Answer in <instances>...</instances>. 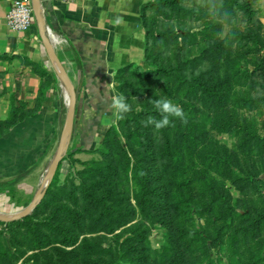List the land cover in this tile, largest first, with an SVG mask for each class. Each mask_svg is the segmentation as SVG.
Wrapping results in <instances>:
<instances>
[{"label": "rangeland", "instance_id": "rangeland-1", "mask_svg": "<svg viewBox=\"0 0 264 264\" xmlns=\"http://www.w3.org/2000/svg\"><path fill=\"white\" fill-rule=\"evenodd\" d=\"M154 2L147 0L143 6V18L149 28L143 60L133 63L132 68L116 77V95H124L132 105V111L119 121L113 115L105 134L117 126L124 148L114 150L110 144L104 146L105 134L87 153L69 144L57 170V184L35 208L38 213L31 221L26 223L24 218L13 222L0 220V264H100L107 260L101 253L104 248L124 251L132 244V248L135 246L139 251L145 247L146 243H124L130 228L138 226L139 230H145L149 239L145 253L151 264L167 257L165 264H196L185 247L187 235L180 231L182 219L177 209H168L164 221L160 217L143 218L134 200L133 180L125 174L123 166H119L123 150H127L131 165L139 160L148 171L152 190L148 197L154 200L163 198L167 203L180 194L171 185L174 166L164 154L165 148L180 143L184 148H193L200 158H207L205 163L199 158L203 164H212V158L219 155L235 158L241 166L237 168L239 175L244 173L249 177L244 182L237 178L234 182L224 181L231 197L241 198L240 212L252 209L256 204L253 201H264V140L258 139V136L264 138V0H239L249 4V11L237 5L233 10L223 9V0H176L172 4L159 5ZM159 68L171 72L155 74ZM233 68V77H229ZM180 81H183L182 88H178ZM216 93L223 96L220 105H217L218 100L214 102L208 97ZM160 97L178 103L186 114L187 123L177 119L173 121L174 126L161 130L145 126L148 116L155 115L159 119V114L151 113L154 108L150 100ZM245 99H254V102L249 104ZM220 109L233 110L234 119L230 111V116L220 113L218 117ZM2 132L0 138L5 134ZM244 142L246 145L241 146ZM20 156L19 152L0 153L2 213L15 214L33 201L47 174L48 162L53 159L51 154L47 162L26 167ZM103 180H109L102 187L107 191L104 195L121 199L122 204H116L114 208V201L109 198L105 201L108 207H96L85 199L95 192L93 184H101ZM57 206L64 210L62 219H50ZM67 208L79 212L83 219L81 226L72 225L71 232L67 233L68 245L59 234L58 223L64 222L71 228ZM113 209L126 216L121 226L107 231L111 224L107 214H115ZM101 212L106 213L103 218ZM224 213L225 210L216 207L200 221L203 230H198L196 242L199 243V236L204 232L210 234L207 240L212 238L208 241L212 259H203L202 264L211 260L216 264H230L235 247L229 237L233 226L207 218L211 214L215 218L222 217ZM42 221L46 224L36 232V222ZM91 227H95L94 231H89ZM215 229L227 231V234H216ZM263 236L261 233L258 238ZM86 239L95 246L90 247ZM56 248H62L70 255L66 253L63 257ZM136 255L137 252L133 256L136 258Z\"/></svg>", "mask_w": 264, "mask_h": 264}, {"label": "crops", "instance_id": "crops-1", "mask_svg": "<svg viewBox=\"0 0 264 264\" xmlns=\"http://www.w3.org/2000/svg\"><path fill=\"white\" fill-rule=\"evenodd\" d=\"M13 1L0 0V119H6L12 108L24 107L19 122L0 138V153L19 152L29 167L47 162L56 153L70 96L54 69L35 16L26 30L8 25ZM146 1L42 0L56 53L77 95L70 144L84 153L104 136L113 118L109 105L116 95L117 73L144 58Z\"/></svg>", "mask_w": 264, "mask_h": 264}, {"label": "trees", "instance_id": "trees-1", "mask_svg": "<svg viewBox=\"0 0 264 264\" xmlns=\"http://www.w3.org/2000/svg\"><path fill=\"white\" fill-rule=\"evenodd\" d=\"M175 1L176 0H155L154 5H159L166 2L172 4L175 3ZM223 1V9L227 7L228 9L233 10L234 5H237L238 7L244 8L247 11L250 10L249 4H242L239 2V0ZM143 25L146 28L148 40L149 28L147 27L145 18H143ZM132 66L133 63L125 68H122L117 73V75L129 68H132ZM158 71L155 74H161V72H171L165 68H159ZM234 72L235 68H233V73L232 75L229 74V77H233ZM148 75L150 76V73ZM185 81L189 80L185 79ZM180 83L181 85L178 88H182L183 86V81H180ZM208 97H212L214 99V102L218 100L217 105H220V100L223 98L221 94L217 93L214 94V96ZM253 100L254 99H245V102L253 104ZM22 107H24L23 104L18 105L17 108H12L10 115L6 119H0V132L3 131V134L7 133L12 126L19 122V120H17V117L19 110ZM232 108L233 107H231V109ZM229 111L231 112L232 118V116L234 115V111L229 109L218 110V117H220V113L223 114V116H225V114L230 116ZM151 113L158 114L155 110ZM3 127H5L6 129H4ZM168 138L170 139L171 137L168 136ZM258 139L264 140V138H260V136H258ZM103 144H105L104 146L107 147L112 145V147H114V150L124 148L120 137L119 128L117 126H113L107 131L103 140ZM244 145H246V142H244L241 146ZM78 150L82 151L83 149L78 148ZM252 150L255 151L254 148H252ZM74 152L76 151H73V153ZM73 153L70 152L69 154ZM164 154L169 156L170 161L174 166V173L170 177L171 185L180 192V194L171 198L170 201H167V203L163 198H161L160 200H154L153 198L148 197L149 192L152 191L149 188L151 180L149 179L148 171L139 160H136L134 164L131 165L132 161L127 150H123L119 159V166H123L125 174L129 177V179L131 177V179L133 180L134 200L137 203L138 207H140L143 218L154 220L157 217H160L162 221H164V214L168 213V209H177L182 219L180 231L187 235L188 242L185 247H188L187 251L191 252V256L195 259L196 264H202L203 259H212L211 254L208 250V241L212 238L210 237V239L207 240L210 234L204 232L202 236H199V243L196 242V235L198 234V230H203L200 228V221L203 217L206 216V213L213 212L216 207L219 210L220 207V209L225 210V213L222 215V217L218 216L217 218H215L214 214H211L207 218H211L212 220H222L223 225L233 226L232 228H230L231 234L229 237H231V243L235 247L233 249L234 254L230 256V264H264V236L258 238L259 234L264 233V201H253L256 204L254 205V207H252V209L246 208L242 212H240L238 210V206L242 202L241 198H233V196L231 197L232 194L226 188V184L224 181V179H230L232 182L234 178H237V180L240 179L242 182H244L249 177L244 173L243 176L239 175L237 168L241 166H239L240 164L236 162L235 158L229 155H219L212 158V164H203L199 161L200 156L196 154L195 151H193V148H184L180 143H176L173 148L170 146L165 148ZM200 159L205 163L207 158L202 157ZM58 174L59 172H57V174L52 179V182L47 189V194H51V192H53V187L57 184ZM108 183L109 180H103L101 184H93L95 192L90 196L85 197L90 205L96 207H98L99 205H104V207H108V205L105 204V201L109 198L114 201V208L116 207V204H122L121 199L104 195L107 193V191L102 190V187L106 186ZM245 185L247 186V184ZM206 196L208 197L207 199ZM150 198L151 202L149 200ZM57 199L58 198H56V200ZM222 199L224 200L219 201ZM38 206L36 207V209L38 208ZM36 209L32 215L26 216L23 221L26 223H28L27 221H31L32 217L36 215V213H38ZM67 211L69 213L67 217L71 222V228L69 226H66L64 222H58L60 229L59 234H61L62 237L66 239V241H64L66 242V245L69 244V236L67 233L69 231L71 232L73 227L72 225L81 226L83 223V219L79 212H75L73 210H70L69 208H67ZM113 211L115 210L113 209ZM63 212L64 210H61V207L57 206L50 219L53 218L54 220H61L62 218H60V216ZM115 212V214H107V217H109L108 221H110L111 223L106 228L107 231H113L116 227L121 226L122 223H124V217L126 215H121L117 211ZM109 214L112 216H110ZM100 215L101 218H103L106 213L101 212ZM93 221H96V219ZM114 221H117L116 225H114ZM36 223V232H38L41 225L46 224V222L43 221ZM49 223L51 224L52 222L49 221ZM58 223H56V225H58ZM95 227H91L89 231H94L93 229H95ZM139 229L140 226L136 228H130V231L128 232L129 236L126 237L127 240H124V243L125 241L126 243L138 242L137 245L146 243L145 247H141L139 251L135 250L137 249V247L135 246H133L132 248V244L124 251H117L109 247L104 248L101 250V253L104 254V257L107 260H103L102 262L104 264H151L150 262H148L149 255L145 253V250L148 248V244H150L149 239L145 233V230ZM215 232L216 234H221L222 236H225L227 234V231L226 233H224L222 229H215ZM86 243L89 244L90 247L95 246L94 243L89 239H86ZM239 245L241 246V248ZM56 250L61 253V256L63 257L66 253L70 255V252L63 250L62 248H56ZM135 252H137L136 258L133 256ZM168 259L169 257H167L166 259L162 258V260H158L154 264H165ZM136 260H138L139 263H137ZM102 262H100V264H103ZM206 264L216 263H214V260H211V262H208Z\"/></svg>", "mask_w": 264, "mask_h": 264}, {"label": "water", "instance_id": "water-1", "mask_svg": "<svg viewBox=\"0 0 264 264\" xmlns=\"http://www.w3.org/2000/svg\"><path fill=\"white\" fill-rule=\"evenodd\" d=\"M34 16L38 24L41 38L45 44V47L48 51L50 59L53 63L54 69L58 74L59 78L66 86L69 92V105H68V114L64 126L62 128L59 145L56 153L53 156V159L47 170V174L42 181V184L36 193L33 201L23 210L15 214H6L0 212V220L4 222H13L20 220L30 215L34 209L42 202L43 198L46 195L47 189L52 182L54 175L56 174L61 161L64 158V155L67 151V148L70 144L72 134L75 126V115H76V106H77V95L71 78L69 77L64 65L62 64L60 58L58 57L53 40L51 38L50 28L45 18L44 7L42 0H32Z\"/></svg>", "mask_w": 264, "mask_h": 264}, {"label": "clouds", "instance_id": "clouds-1", "mask_svg": "<svg viewBox=\"0 0 264 264\" xmlns=\"http://www.w3.org/2000/svg\"><path fill=\"white\" fill-rule=\"evenodd\" d=\"M154 110L159 114V119L155 116H148L145 126H154L156 130H161L169 126H174V120L187 123V117L183 108L167 97H160L150 100ZM109 107L117 121L125 119L126 114L132 111V105L124 95H115L111 98Z\"/></svg>", "mask_w": 264, "mask_h": 264}, {"label": "built area", "instance_id": "built-area-1", "mask_svg": "<svg viewBox=\"0 0 264 264\" xmlns=\"http://www.w3.org/2000/svg\"><path fill=\"white\" fill-rule=\"evenodd\" d=\"M72 2L74 0H59ZM7 21L10 28L16 31L28 29L34 23L32 0H14L8 12Z\"/></svg>", "mask_w": 264, "mask_h": 264}]
</instances>
